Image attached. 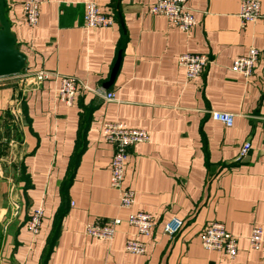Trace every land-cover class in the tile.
<instances>
[{"label": "crops", "instance_id": "1", "mask_svg": "<svg viewBox=\"0 0 264 264\" xmlns=\"http://www.w3.org/2000/svg\"><path fill=\"white\" fill-rule=\"evenodd\" d=\"M23 1L5 0L27 60L20 74L0 78V264H264V243L256 249L249 240L253 228L264 233V0L261 17L247 24L242 0H189L196 24L187 33L149 12L156 0H43L35 26ZM87 1L115 24L85 27ZM251 47L261 55L245 77L231 66ZM183 53L209 56L199 78H186ZM39 72L51 76L38 81ZM67 76L99 93L64 104L58 89ZM212 111L232 113L234 124ZM104 122L150 134L129 151L131 210L110 184ZM39 207L34 235L28 223ZM132 212L154 217L149 235L127 223ZM114 218L122 223L112 240L86 233L88 223ZM174 218L182 227L170 236ZM213 222L238 237L236 256L202 246L199 235ZM129 239L145 252H127Z\"/></svg>", "mask_w": 264, "mask_h": 264}, {"label": "built area", "instance_id": "2", "mask_svg": "<svg viewBox=\"0 0 264 264\" xmlns=\"http://www.w3.org/2000/svg\"><path fill=\"white\" fill-rule=\"evenodd\" d=\"M189 0H156L149 8V12L154 15L166 17L169 23L178 27L181 31L187 33L195 26L196 20L191 8L188 5ZM43 0H24L22 9L29 25L35 26L39 20L40 8ZM239 17L243 24L257 21L260 16V0H242ZM115 16L112 13L102 12L96 3L92 1L85 2L84 25L87 28H108L115 24ZM248 52L237 57L231 68L234 72L245 77H250L255 69V65L260 60L261 51L251 47ZM211 62L209 56L205 54L183 53L179 56L178 63L184 68L186 78L195 80L199 78L206 67ZM51 75L46 72H39L36 75L38 81L48 79ZM57 76V75H55ZM92 91L87 85H80L74 77H62L58 89L59 99L66 105L71 106L75 98L82 91ZM99 93V91H95ZM106 100H113L114 94L107 92L104 95ZM211 118L221 122L224 126L231 127L234 124L233 114L230 112L212 111ZM104 139L112 147V160L110 164L111 187L120 193V207L124 210H131L135 202V192L124 186L125 167L129 157L131 147L137 143L150 141V134L146 130L134 129L120 122H104L102 125ZM250 142H245L240 152L246 155L250 150ZM43 218V209L41 207L33 210L28 223V229L32 234H37ZM122 223L120 218H114L107 222L95 221L86 225V233L92 237L103 241L112 240L117 227ZM127 223L134 227L138 234L149 235L155 225L154 217L145 212H132ZM182 227V221L172 219L165 225V232L174 236ZM250 244L253 248H260L264 243V233L260 228H253L250 233ZM202 246L209 251H224L230 257L237 254L238 237L230 234L225 226L220 222L209 224L199 235ZM125 249L129 253L142 254L145 252L144 243L129 239L126 242Z\"/></svg>", "mask_w": 264, "mask_h": 264}, {"label": "water", "instance_id": "3", "mask_svg": "<svg viewBox=\"0 0 264 264\" xmlns=\"http://www.w3.org/2000/svg\"><path fill=\"white\" fill-rule=\"evenodd\" d=\"M6 13L5 0H0V78L20 74L27 60L26 54L17 47Z\"/></svg>", "mask_w": 264, "mask_h": 264}, {"label": "rangeland", "instance_id": "4", "mask_svg": "<svg viewBox=\"0 0 264 264\" xmlns=\"http://www.w3.org/2000/svg\"><path fill=\"white\" fill-rule=\"evenodd\" d=\"M16 179H18V180H19V179H23V176H22V175L17 176Z\"/></svg>", "mask_w": 264, "mask_h": 264}]
</instances>
